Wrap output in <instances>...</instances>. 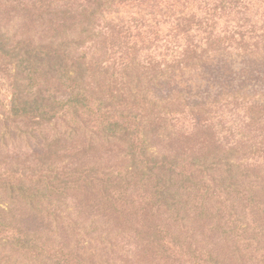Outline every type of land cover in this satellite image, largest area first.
<instances>
[{"label":"trees","instance_id":"trees-1","mask_svg":"<svg viewBox=\"0 0 264 264\" xmlns=\"http://www.w3.org/2000/svg\"><path fill=\"white\" fill-rule=\"evenodd\" d=\"M1 84L0 264H264V0H0Z\"/></svg>","mask_w":264,"mask_h":264},{"label":"rangeland","instance_id":"rangeland-1","mask_svg":"<svg viewBox=\"0 0 264 264\" xmlns=\"http://www.w3.org/2000/svg\"><path fill=\"white\" fill-rule=\"evenodd\" d=\"M227 56H229V61H230V63H231V67H232V70L233 71H239L240 69H241V67H243V62H242V59L238 56V55H235V54H229V55H227ZM5 90H7L6 89V87H5V85L4 84H1L0 85V96L4 99V100H8V98H9V92L8 91H5ZM53 127V125H49V130H51V128ZM51 132V131H50ZM183 140V139H182ZM182 140L181 141H176L174 144H170L172 147H174V148H172L173 150L175 149V148H177L178 149V146L181 148V150L183 149V147H184V144H183V142H182ZM79 142H80V144L82 145V142H84V143H86L85 142V140L83 139V138H81L80 140H78ZM82 141V142H81ZM161 141H163L162 139H159V141H158V143H157V150L156 151H158V152H163L165 149H166V147H164L165 145L163 144V143H160ZM160 143V144H159ZM63 144V146H69V147H71V143H69V142H63L62 143ZM169 145V146H170ZM183 151V150H182ZM198 152V151H197Z\"/></svg>","mask_w":264,"mask_h":264}]
</instances>
